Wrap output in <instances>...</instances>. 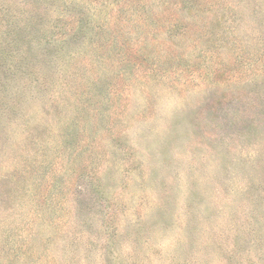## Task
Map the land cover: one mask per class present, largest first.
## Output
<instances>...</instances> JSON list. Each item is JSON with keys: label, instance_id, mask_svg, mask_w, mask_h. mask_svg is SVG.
<instances>
[{"label": "rangeland", "instance_id": "rangeland-1", "mask_svg": "<svg viewBox=\"0 0 264 264\" xmlns=\"http://www.w3.org/2000/svg\"><path fill=\"white\" fill-rule=\"evenodd\" d=\"M0 264H264V0H0Z\"/></svg>", "mask_w": 264, "mask_h": 264}]
</instances>
